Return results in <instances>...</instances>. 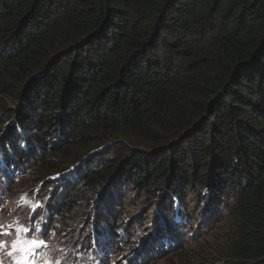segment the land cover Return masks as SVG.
I'll return each mask as SVG.
<instances>
[{"label":"trees","instance_id":"16d2710c","mask_svg":"<svg viewBox=\"0 0 264 264\" xmlns=\"http://www.w3.org/2000/svg\"><path fill=\"white\" fill-rule=\"evenodd\" d=\"M24 169L70 172L48 188L67 240L177 242L194 205L231 224L213 264H264V0H0L2 195ZM125 189L155 216L124 217Z\"/></svg>","mask_w":264,"mask_h":264},{"label":"rangeland","instance_id":"374dc122","mask_svg":"<svg viewBox=\"0 0 264 264\" xmlns=\"http://www.w3.org/2000/svg\"><path fill=\"white\" fill-rule=\"evenodd\" d=\"M54 161L57 165H60L58 158ZM69 173L65 171L63 174H58L52 170L28 171L24 169L20 171L19 175L24 181L23 184L20 186L17 179L15 180L16 184L13 186L16 191L12 195L10 194L12 191L10 188L7 189V197H3L4 192L0 193V231L13 233L17 227L28 229L29 232L25 234V238L42 240L47 244V247L44 248V258H47L48 264H56L57 261L59 264H136L135 259L118 256L114 253L113 246L116 242L111 246L113 250L107 251V255L103 256L101 249L97 246L98 240L94 239V242H92L93 239L91 241H81L80 237V242H73L61 236L67 235L64 229L61 235L52 232L53 225L56 226L60 223V220L56 219L55 216L52 217L53 213L48 203V188L54 184L55 180L57 182V180L67 178ZM11 176L17 178L18 172H14ZM55 188L56 185L52 190ZM132 192V190H124V195H126V199L122 202V209L125 212L124 217L133 216L139 211L143 212V215L149 214L150 218L154 217L155 203L151 202L149 204L140 200L132 205V202H134ZM39 196H45V198L42 199ZM191 197H193L192 194ZM130 201L132 202L130 203ZM79 202L82 204V201ZM35 205H38V207L34 209ZM193 207L194 205L185 214L184 219L182 215L175 217V222L180 224L179 235H184L188 243L185 251L170 253L161 261L159 260L161 256L157 255L155 258L150 259L153 262L151 264H204L205 261L202 257L207 256L211 248L213 250L214 247L222 248L225 246L227 234L231 231L228 218L223 216L218 224L207 223L206 220L201 221V212L193 210ZM73 233H75V230ZM11 236L15 239L14 234ZM5 239L2 238L0 232V240ZM80 245H82V249L79 248ZM4 259L6 262L11 260L5 257ZM23 264H26L25 261H23Z\"/></svg>","mask_w":264,"mask_h":264},{"label":"clouds","instance_id":"9594fccd","mask_svg":"<svg viewBox=\"0 0 264 264\" xmlns=\"http://www.w3.org/2000/svg\"><path fill=\"white\" fill-rule=\"evenodd\" d=\"M57 181H59V180H57ZM3 197H5V196L3 195ZM6 197H7V195H6ZM173 222H174V228L177 230L179 226L177 225L178 223L175 222V218H174ZM93 231H94V235H95L94 239L98 240L97 246H101L102 244L104 245V241L106 242L108 239L111 240V243H112L111 246H113L114 240L109 235L100 236L96 233L94 228H93ZM0 232H1L2 238H6L4 240L6 243V247L3 249H0V264H17V262L20 261L21 254L20 253H14L12 256L8 255V251L11 249V242L13 240L12 236L11 235H2L5 232L4 231H0ZM52 232L56 233L53 230V227H52ZM120 232H121V235L124 234V230H120ZM177 235H179V234H177ZM163 237L164 236H160L159 232L155 233L154 231H152L150 236L147 238V235H146L145 239H143L141 242L139 240L138 241L132 240L133 245H135V249L128 251V248L126 246L123 249H121V248L116 249V250L114 249V253L118 256H124L126 258L135 259L136 264H144V260H147V258H143V252L148 251V249L146 248V245H148V244L149 245H155V243L158 242V249H156L154 252L156 253L155 257L157 255L161 256L159 258L160 261L163 260L170 253H178V252L185 251V249L188 246V243H187L184 235H179L177 242H175L174 239L169 238L167 235H165V238H163ZM181 238H183L185 240V244L183 243L184 244L183 249H178L179 245H180ZM28 239H33V238H28ZM64 239H66V238H64ZM177 243H179L178 246H174L172 248H169L166 252H162V251H165V248H167L171 245L177 244ZM46 247H47V244L45 243L44 246L34 248L31 251L27 252L26 254H24V260L23 261H25L26 264H45L47 258H44V256H45L44 248H46ZM79 248L82 249V245H80ZM109 249H110V247H109ZM211 250H212V248H211ZM211 250H210V253H211ZM216 250H217V248L214 247L212 252H215ZM131 252H132V254L135 253L138 255L136 257H133ZM101 254L103 256H106L107 252H103V253L101 252ZM209 254L207 256L202 257V259L205 261L204 264H213L209 258ZM4 257L7 259H11V260L6 262Z\"/></svg>","mask_w":264,"mask_h":264},{"label":"snow or ice","instance_id":"6c2138e0","mask_svg":"<svg viewBox=\"0 0 264 264\" xmlns=\"http://www.w3.org/2000/svg\"><path fill=\"white\" fill-rule=\"evenodd\" d=\"M38 207V205L34 206ZM11 227V225H9ZM29 232L28 229L22 228V227H17L13 233H3L2 235H15V239L12 240L11 242V249L8 251V255L12 256L14 253H20L21 258L20 261L17 262V264H23L24 260V254L27 252L31 251L34 248H38L41 246H44V241L42 240H37V239H28L25 238V234ZM6 247V243L4 240H0V249H3ZM45 264H48L46 261ZM56 264H59L57 261Z\"/></svg>","mask_w":264,"mask_h":264},{"label":"bare ground","instance_id":"6f19581e","mask_svg":"<svg viewBox=\"0 0 264 264\" xmlns=\"http://www.w3.org/2000/svg\"><path fill=\"white\" fill-rule=\"evenodd\" d=\"M138 254H134V257H136Z\"/></svg>","mask_w":264,"mask_h":264}]
</instances>
